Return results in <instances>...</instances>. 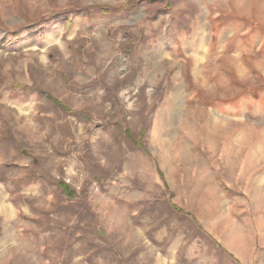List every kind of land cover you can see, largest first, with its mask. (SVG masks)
<instances>
[{
	"label": "rangeland",
	"instance_id": "1",
	"mask_svg": "<svg viewBox=\"0 0 264 264\" xmlns=\"http://www.w3.org/2000/svg\"><path fill=\"white\" fill-rule=\"evenodd\" d=\"M0 264H264V0H0Z\"/></svg>",
	"mask_w": 264,
	"mask_h": 264
},
{
	"label": "trees",
	"instance_id": "2",
	"mask_svg": "<svg viewBox=\"0 0 264 264\" xmlns=\"http://www.w3.org/2000/svg\"><path fill=\"white\" fill-rule=\"evenodd\" d=\"M44 99H46V98H44ZM55 105H58V104H57V103H55ZM61 187L63 188V190L65 191V193H66V194H68V193H69L68 186H66V185H64V184H61ZM70 195H73V193H72V194H70Z\"/></svg>",
	"mask_w": 264,
	"mask_h": 264
}]
</instances>
